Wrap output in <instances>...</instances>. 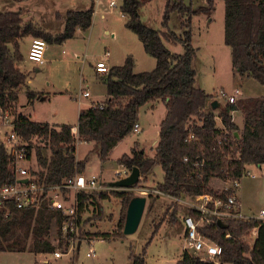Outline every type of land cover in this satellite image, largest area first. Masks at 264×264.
Instances as JSON below:
<instances>
[{
  "label": "trees",
  "instance_id": "1",
  "mask_svg": "<svg viewBox=\"0 0 264 264\" xmlns=\"http://www.w3.org/2000/svg\"><path fill=\"white\" fill-rule=\"evenodd\" d=\"M147 1L150 0H122L120 10L126 16L125 26L137 35L145 52L156 59L155 67L150 71L134 72L135 61L127 55L122 64L109 68L104 77L107 98L81 109L78 114L81 140L93 143L82 160L75 157L70 125L62 124L57 129L47 122L33 121L23 113H15V130L21 138L30 141L37 135L50 146L49 157L40 150L35 152L39 169L33 172L42 184H56L65 177L83 172L91 153H96L99 160L105 162L112 148L138 124L140 108L158 101L164 102L166 112L159 124L153 156H148L139 143L134 142L129 153L122 154L117 161L130 170L137 167L141 176L159 165L164 173L163 181L156 187L159 193L172 198L205 192L219 195L209 186L212 179L234 180L241 177L246 164L264 163V94L234 104L226 103L216 113L217 109L208 105L211 94L195 83L193 59L197 49L191 43L190 23L192 15L203 8L193 9L183 0H166L162 15V26L166 30L161 31L140 19V8ZM207 1L211 8L213 0ZM223 1L224 43L230 48L232 69L241 77H251L264 85V0ZM173 12L178 14L183 27L180 35L168 28ZM93 13L92 5L83 10H66L62 31L51 35L31 21H25L21 11H0L1 108L13 111L19 89L28 81L29 73L18 66L23 59L19 39L36 35L46 42L60 43L71 38L77 28H90ZM183 14L187 16L185 21ZM164 40L181 43L183 52L172 53ZM35 96V92L27 90L29 100ZM238 108L243 115L241 129L231 121V111ZM216 117L221 126H217ZM26 148L30 156L31 144ZM14 180L12 159L0 144V186ZM113 192L122 197L121 216L113 235L122 237L127 205L135 195L127 191ZM45 193L38 208L30 205L15 209L13 214L0 210V251L8 250L7 244L23 251L26 240L31 238V251L52 252L53 247L47 240L42 241V237L49 234L57 212L47 207ZM105 195V191L80 192V207L92 199L101 200ZM98 208L101 210L100 205ZM187 213L201 221L197 227L199 234L220 245L222 251L216 259H201L198 255L184 253L175 264H264L263 254L250 247L243 238L254 227L253 218L225 219L226 226L221 227L191 210ZM260 233V239L264 240L263 223ZM130 259L131 264L145 263L143 254L131 253Z\"/></svg>",
  "mask_w": 264,
  "mask_h": 264
},
{
  "label": "rangeland",
  "instance_id": "2",
  "mask_svg": "<svg viewBox=\"0 0 264 264\" xmlns=\"http://www.w3.org/2000/svg\"><path fill=\"white\" fill-rule=\"evenodd\" d=\"M108 1L0 0V11H21L25 21H31L35 27L51 35L62 31L63 14L66 10H83L91 5L94 9L90 28H78L71 38L60 43L47 42L42 63L36 64L27 60L29 38H21L19 47L23 59L20 67L29 73V81L19 89L20 104L24 111H30L34 120L73 125L76 124L81 109L90 106L92 101L103 100L106 96L105 80L96 75L94 64L96 60L104 59L106 51L109 52L108 58L105 59L108 68L122 64L127 55H131L135 61L134 72L150 71L155 67L156 59L145 52L137 35L125 26L126 16L120 10L122 0H116L115 7H109ZM165 2L166 0H150L143 4L139 11L141 21L151 28L166 30L162 26ZM183 2L193 9L203 8L192 15L190 23L191 43L197 49L193 59L196 85L211 94V97L219 89L231 93L236 87L240 88L244 95L239 100L252 99L258 95L259 88H264V85L251 77H241L232 69L230 48L224 43V1L213 0L211 8L208 7L207 0ZM186 18V14H183L182 19L185 21ZM168 28L178 35L182 34L183 27L176 12L171 13ZM164 44L172 53L183 52L181 43L164 40ZM27 88L43 92V98L27 101ZM81 88L88 90L90 96H79ZM217 100L219 106L216 113L226 104L222 98ZM148 106L145 104L140 108L139 132L132 131L122 138L109 152L106 162H101L96 153H91L85 164V174H96L98 179L108 186L106 195L101 200L92 199L82 207L79 206L82 210L76 237L83 240L78 250L61 257H54L52 252L34 253L31 251L32 239L29 238L23 251L7 244L8 250L0 251V264H131V253L143 254L144 264H175L184 248L193 252L192 246L185 240L183 228L176 223L177 218H181L189 210V197L182 195L181 200H177L157 191V184L163 181L164 175L159 165H155L147 175H139L135 186H109V182L116 180L119 177L117 173L123 169L117 159L122 154L129 153L134 142H138L148 156L154 154L159 124L166 109L163 101H158L153 108ZM236 120L240 121L239 116ZM216 123L221 126L220 120ZM30 140L32 154L26 165L31 170H38L36 150L49 157L51 149L46 141H39L35 136ZM91 148V143L76 142V159L82 160ZM262 168L260 170L253 163L246 164L244 169L249 171V174L244 171L237 179L238 185L234 187L246 213L252 214L264 209V166ZM231 186L233 180H228L224 185L222 180L214 178L210 188L227 193L221 188ZM113 191H127L133 192L134 195L146 196L137 229L131 234H123L122 237L113 235L122 206V197L114 195ZM149 194L152 196L149 197ZM154 229H157V232H154ZM55 233V227L51 224L49 234L44 237L49 238ZM243 238L248 242V233ZM88 243L95 251L94 257L86 255Z\"/></svg>",
  "mask_w": 264,
  "mask_h": 264
},
{
  "label": "built area",
  "instance_id": "3",
  "mask_svg": "<svg viewBox=\"0 0 264 264\" xmlns=\"http://www.w3.org/2000/svg\"><path fill=\"white\" fill-rule=\"evenodd\" d=\"M108 5L115 7L117 1L109 0ZM46 44L47 42L43 38L33 37L29 44L27 59L36 64L42 63L44 61ZM108 56L109 52L106 51L104 59L95 61V71L98 74L108 73L109 68L105 63V59ZM242 95V90L238 87L234 88L231 93L226 92L224 89H219L215 94H212L213 97L210 98L208 105L212 108L211 102L217 100V98L224 99L225 103L234 104ZM79 96L88 97L90 96V92L86 89H81ZM240 115H242V112L239 108L231 111V121L241 128L243 126V120L242 122L236 120V117ZM217 120H220L219 117H216ZM133 131H140L139 124H136ZM70 133L74 138V146L76 142L82 141L79 136L77 124L70 126ZM35 137L39 141H46L37 135ZM30 142L31 140H24L16 132L15 113L11 109H3L0 107V144L4 146L6 152L12 159V168L16 178V180L5 182L0 186V210L6 214H13L15 209H22L30 205L38 208L40 207V199L45 191L44 197L47 200V207L55 210L57 217H54L51 222L55 227L56 233L49 238H42V241L47 240L51 244L54 257H61L63 254L77 250L78 242L81 243L83 240L76 237L80 224L79 193L105 191L108 185L100 181L97 175H86L83 172L65 177L56 184H42L37 174L33 172L34 170H31L26 165L31 156H28L26 148ZM184 160H187V158L185 157ZM130 171V169L123 166L122 171L117 173L119 175L118 178L128 175ZM245 172L249 174V171ZM23 178L26 179V182L20 181ZM237 179L233 180V186L225 188L227 193L219 192V195H214L205 192L189 197V202H187L189 210L199 214L201 218H208L213 222H216L217 219H221L224 222L225 219L229 218H253L255 221L257 218L264 217L263 209L259 210L256 214L243 215L241 213L239 199L234 191V187L238 185ZM225 182L227 183V181ZM175 199L181 200L180 198ZM182 224L185 240L192 246L193 254L198 255L201 259H216L221 254L222 249L220 245L207 240L199 234L197 227L201 224V221H197L192 214L187 212L183 214ZM226 237L229 238V234H226ZM86 255L90 257H94L95 255V251L90 243H88Z\"/></svg>",
  "mask_w": 264,
  "mask_h": 264
},
{
  "label": "crops",
  "instance_id": "4",
  "mask_svg": "<svg viewBox=\"0 0 264 264\" xmlns=\"http://www.w3.org/2000/svg\"><path fill=\"white\" fill-rule=\"evenodd\" d=\"M109 6V5H108ZM110 7V6H109ZM29 12V11H28ZM28 12H26V13H28ZM94 14V13H93ZM92 25V24H91ZM77 30H78V28H77ZM108 31V30H107ZM26 37H28L29 38V44H30V41H31V37L30 36H26ZM20 41H21V39H19V45H20ZM21 51V50H20ZM22 53V52H21ZM231 56V55H230ZM28 60V59H27ZM230 60H231V57H230ZM22 61V60H21ZM21 61L19 62V64H18V66H19V68L22 70V68L20 67L21 66ZM36 70H38V69H36ZM94 70H95V64H94ZM95 73H96V75L97 76H100L101 78H103L104 79V74H98L96 71H95ZM28 81H29V79H28ZM28 81H27V83H26V85L28 84ZM81 89H83V88H81ZM27 90H31V91H33V92H35L36 93V96H35V98H38V96L39 95H42L43 96V92H41V91H35V90H32V89H29V88H27ZM27 90L25 91V93H26V97H27ZM264 94V88H259V94L258 95H255V97H258V96H260V95H263ZM244 96V95H243ZM89 97V96H88ZM28 98V97H27ZM107 98V92H106V96H105V98L103 99V100H96V101H92V103L91 104H93V103H97V102H103L105 99ZM34 99V98H33ZM32 99V100H33ZM27 101H29V99L27 100ZM30 102V101H29ZM31 102H33V101H31ZM16 105H14V110H13V112L14 113H23V114H25L26 116H28L29 117V119H31V120H33V121H37V120H34L32 117H31V113H30V111L29 112H26V111H24V109H22L23 107H22V105L20 104V95H19V92H18V99H17V101H16V103H15ZM147 105H149L148 107H150V108H153L156 104H157V102H155V103H146ZM15 106H16V110H15ZM87 107H89V106H87ZM86 107V108H87ZM85 109V108H84ZM216 109V108H215ZM80 112V111H79ZM240 117V122H242V120H243V118H242V115H240L239 116ZM78 118V117H77ZM38 122H41V121H38ZM43 122H47V123H49L50 125H53V126H55L56 128H59L62 124H66V123H54V122H50V121H43ZM239 122V123H240ZM76 124H77V122H76ZM139 124V123H138ZM67 125H70V124H67ZM74 125V124H73ZM71 126V125H70ZM139 128H141V126H140V124H139ZM86 142V141H85ZM88 143H91V144H93L92 142H88ZM144 150V149H143ZM144 152H145V150H144ZM107 160H108V158H107ZM106 160V161H107ZM105 161V162H106ZM249 165V164H248ZM255 166H258L259 168H260V170L261 169H263L262 167L264 166V163H261V164H254ZM121 167L123 168V166L121 165ZM83 173H84V171H83ZM85 174V173H84ZM86 175H90V174H86ZM96 175V174H95ZM253 175V174H252ZM211 183H212V180L210 181V184H209V186L211 185ZM222 183L225 185V181L223 182L222 181ZM212 188V187H211ZM226 187H222L221 188V190L222 189H225ZM217 190H218V188H216ZM239 209H240V211H241V213L243 214V215H249L250 213H246V212H244L243 211V209H242V204H241V201L239 200ZM260 210H262V209H260ZM264 210V209H263ZM258 212V211H257ZM256 212V213H257ZM256 213H254V214H256ZM176 223L177 224H179L182 228H183V224H182V217L181 218H177V221H176ZM254 227L251 229V230H249V232H248V243H249V245H250V247H253V248H256V249H258L262 254H263V256H264V240H261L260 238H261V233H260V224H264V217H260V218H257V219H255V221H254ZM184 248V247H183ZM184 253H188V254H192L193 252H190L187 248H184L183 250H182V252H181V254H180V256L181 255H183ZM224 264H226V263H224Z\"/></svg>",
  "mask_w": 264,
  "mask_h": 264
},
{
  "label": "water",
  "instance_id": "5",
  "mask_svg": "<svg viewBox=\"0 0 264 264\" xmlns=\"http://www.w3.org/2000/svg\"><path fill=\"white\" fill-rule=\"evenodd\" d=\"M218 106L219 102L217 100H213L211 102V107L213 109L218 108ZM139 175V169L137 167H133L128 175L109 182V185L118 188L130 187L133 184L137 183ZM20 181L26 182V179L23 178ZM145 203L146 196L144 195H135L130 199L127 205L125 221L122 230L124 235L131 234L137 229L143 214ZM216 223L221 227L226 226V224L221 219H217ZM79 245L80 242H78L77 244V250L79 248Z\"/></svg>",
  "mask_w": 264,
  "mask_h": 264
}]
</instances>
